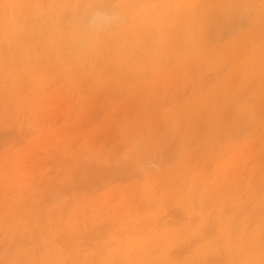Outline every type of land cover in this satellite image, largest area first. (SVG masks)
Instances as JSON below:
<instances>
[{
    "label": "rangeland",
    "instance_id": "1",
    "mask_svg": "<svg viewBox=\"0 0 264 264\" xmlns=\"http://www.w3.org/2000/svg\"><path fill=\"white\" fill-rule=\"evenodd\" d=\"M30 1L9 49L0 0V264H264V0Z\"/></svg>",
    "mask_w": 264,
    "mask_h": 264
},
{
    "label": "bare ground",
    "instance_id": "2",
    "mask_svg": "<svg viewBox=\"0 0 264 264\" xmlns=\"http://www.w3.org/2000/svg\"><path fill=\"white\" fill-rule=\"evenodd\" d=\"M54 1H56V0H54ZM105 1H107V4H108V2L110 1H108V0H105ZM105 1H101V3H103V2H105ZM153 1V0H152ZM177 1V0H176ZM208 1L209 0H179L178 1V6L179 7H181V9L182 8H186L187 10H186V12H189V13H193V14H195L196 12H198L197 11V9L198 8H202V9H205L206 7H208V5H211V3L210 4H208ZM255 1H257V0H255ZM116 2V1H115ZM164 2V1H163ZM6 3H7V5L9 4L10 6H9V9H11V18H10V20L9 21H7V22H5L4 24H3V26L7 23V27H5L6 29H5V37H4V39H5V41H6V46H7V48H14V46H16V44L18 45V44H22L21 42V40L20 39H22V36H21V32H22V30H26L27 28H25V27H27V24H29L28 23V21L26 20L28 17H29V14H31V12H34V11H36V9H35V7H37L36 5H34V4H32V1H30V0H6ZM50 3V2H49ZM53 3V2H52ZM69 3V2H68ZM68 3H65V7L64 6H62V5H60V6H58V5H55V4H51L53 7H55V9H53L52 11H53V13H55V12H62V16H64L65 15V12H66V8H67V5H68ZM112 3V0H111V2H110V4ZM139 3V2H138ZM30 4V5H29ZM67 4V5H66ZM100 4V3H99ZM109 4V5H110ZM208 4V5H207ZM43 5V4H42ZM45 5V4H44ZM43 5V6H44ZM96 5V4H95ZM98 5V4H97ZM105 5V4H104ZM104 5H101V6H104ZM158 5V4H157ZM166 5V4H165ZM42 6V7H43ZM137 6V5H136ZM159 6V5H158ZM41 7V8H42ZM50 7V6H49ZM79 7H81V6H79ZM110 7H112V5L110 6ZM34 8V10H32ZM41 8H37V9H41ZM44 8V7H43ZM52 8V7H51ZM107 8V7H106ZM173 8V7H172ZM112 9V11H113V9L114 8H111ZM180 9V10H181ZM7 10V9H6ZM32 10V11H31ZM79 10V9H78ZM65 11V12H64ZM171 11H172V9H171ZM206 11H208V10H206ZM238 12V11H237ZM167 13V12H166ZM6 14V13H5ZM64 14V15H63ZM236 14V13H235ZM66 15H67V13H66ZM69 15V14H68ZM243 15V14H242ZM241 15V16H242ZM62 16H60L59 14H58V17H62ZM57 17V18H58ZM65 17V16H64ZM63 17V18H64ZM114 17H116L114 14H112V13H110V12H108V9L107 10H105V9H103V8H99L98 6H94V7H92L91 9H89L88 11H87V13H86V15H85V17H84V23L86 24V26H91V27H95V28H97L98 29V27L101 25V26H105V25H107L109 22H110V20L113 18L114 19ZM244 17V16H243ZM240 19V18H239ZM245 19H247L246 17H245ZM29 20V19H28ZM31 20V19H30ZM238 20V19H237ZM251 20V19H250ZM32 21V20H31ZM60 21H63V19L62 20H60V18H58L57 20H56V18H55V22H54V25L52 26L53 28H54V31H52L51 33H50V37H51V35L52 34H55V36H57L56 37V40L53 38V41L55 40V42H52L51 40H50V42H52V44H53V46L55 47H53L54 49H53V52H56L58 55L60 54H62L63 56H65V54H67V56H71V57H73V54L75 55L77 52H80V51H85L84 53H82L81 54V52L79 53V55H84V54H86L88 51V49H87V44H86V46H85V44H81L82 45V47H81V45H80V43H78V44H75L74 46H73V44L74 43H72L71 44V42H68L67 40V38H65L64 39V37L63 36H65L66 35V33L64 32L65 30H62L63 28H62V26H60L61 24H60ZM247 21V20H246ZM244 23H245V21H243ZM25 23H27V24H25ZM62 23V22H61ZM249 23V22H248ZM243 24V23H242ZM247 24V23H246ZM26 25V26H25ZM234 25V24H233ZM245 25V24H244ZM243 25V26H244ZM249 25V24H248ZM220 26V25H219ZM235 26V25H234ZM75 27H77V26H75ZM206 27V26H205ZM224 27V26H223ZM249 27V26H248ZM65 28V27H64ZM81 28V27H80ZM79 28V29H80ZM213 28V27H212ZM219 28H221V26L219 27ZM237 28V27H236ZM66 29V28H65ZM217 28H215V29H213V30H216ZM226 29V28H225ZM224 29V30H225ZM241 29H243V28H241ZM202 30V29H201ZM227 30V29H226ZM236 30V29H235ZM49 31V30H48ZM50 31H51V29H50ZM63 33H65L64 35L61 33V32ZM208 31V30H207ZM239 31V30H238ZM19 33V37H17L16 36V33ZM226 32V31H225ZM225 32H224V34H225ZM46 33V32H45ZM48 33V32H47ZM202 33V32H201ZM200 33V34H201ZM207 33H209V32H207ZM206 33V34H207ZM212 33V32H211ZM214 33H216V31L214 32ZM220 33H222V31L220 32ZM206 34H204V35H206ZM230 34V33H229ZM48 35V34H47ZM63 35V36H62ZM91 35V34H90ZM208 35V34H207ZM223 35V34H222ZM221 35V36H222ZM228 35V34H227ZM217 36V35H216ZM219 36H220V34H219ZM220 36V37H221ZM229 36V35H228ZM228 36H226V37H228ZM0 37H1V34H0ZM65 37H67V36H65ZM206 37H208V36H206ZM225 37V38H226ZM84 38V37H83ZM199 38V37H198ZM2 39V38H1ZM99 39V38H98ZM200 39H201V37H200ZM66 40V41H65ZM70 41V40H69ZM90 41V40H89ZM201 41H203V38H202V40ZM1 42V41H0ZM92 42V43H91ZM194 42V41H193ZM208 42H209V40H208ZM94 43V45L96 46L97 45V43L95 44V41H90V45H89V52H90V49H94L95 48V46L93 45V47L91 48L90 46L92 45ZM195 43V42H194ZM119 44V43H118ZM3 43H2V48H4L3 47ZM99 45V44H98ZM211 45V44H210ZM217 45V44H216ZM78 47V48H75V51L77 50V49H80L79 51L77 50L76 52H74V47ZM206 46V45H205ZM218 46V45H217ZM226 46V45H225ZM224 46V47H225ZM17 47V46H16ZM83 47H84V49H83ZM85 47H86V50H85ZM100 47H101V45H99V49H100ZM203 47V46H202ZM29 49H30V47H28ZM97 48V47H96ZM123 48V47H122ZM134 48V47H133ZM201 48V47H200ZM199 48V49H200ZM222 48V47H221ZM29 49H27V48H25V47H23L22 46V48H20V49H18V51H19V53H24L23 55H25V56H28L29 58L32 56H30V50ZM51 49V48H50ZM73 49V50H72ZM124 49V48H123ZM122 49V50H123ZM132 49V48H131ZM129 50V51H132V50ZM135 49V48H134ZM198 49V50H199ZM202 49V48H201ZM1 50H3V49H1ZM71 50V51H70ZM97 50V49H96ZM96 50H95V52H96ZM68 51H70L71 52V54H70V52H68ZM72 51H73V54H72ZM4 52V51H3ZM2 52V53H3ZM69 54H68V53ZM123 52H125L124 50H123ZM5 53V52H4ZM33 53V52H32ZM91 53H93L92 51H91ZM134 52H132L131 54H127V56H129V58L130 59H133L134 57H135V55H136V53H134ZM138 53V52H137ZM95 54V53H94ZM100 54V53H99ZM146 54V53H145ZM234 54V53H233ZM76 55H78V54H76ZM75 55V56H76ZM91 55V54H90ZM132 55H133V58H132ZM262 55V54H261ZM96 56V55H95ZM144 56V55H143ZM150 56V55H149ZM157 56V55H156ZM156 56L154 55V57L156 58ZM28 57H25V59L27 60V58ZM70 57V58H71ZM77 57V56H76ZM93 57V56H92ZM99 57V56H98ZM140 57V56H139ZM151 57V56H150ZM149 57V58H150ZM153 57V58H154ZM257 58H258V56H256ZM34 58V57H33ZM33 58H32V60H33ZM128 58V57H127ZM136 58V57H135ZM138 58V57H137ZM142 58V57H141ZM147 58V57H146ZM148 58V59H149ZM22 59V58H21ZM31 59V58H30ZM29 59V60H30ZM35 59V58H34ZM73 59V58H72ZM139 59V61H140V58H138ZM144 59V58H143ZM25 60V61H26ZM29 60H27V62H29ZM45 60V59H44ZM172 60V59H171ZM145 61V60H144ZM150 61V60H149ZM146 62V61H145ZM158 63H160V61L158 62ZM169 63H170V61H169ZM256 63H257V61H256ZM168 64V63H167ZM35 70V69H34ZM171 71V70H170ZM30 74V73H29ZM211 74V73H210ZM213 75H215L214 73H212ZM144 75V74H143ZM142 75V76H143ZM34 76V75H33ZM209 77V76H208ZM211 77V76H210ZM145 78V77H144ZM116 80V79H115ZM210 80H211V78H210ZM255 80V79H254ZM211 83V82H210ZM189 86V85H188ZM204 87V86H203ZM205 88V87H204ZM203 89V88H202ZM171 90V89H170ZM187 91V90H186ZM185 94V93H184ZM218 95V94H217ZM240 100V99H239ZM179 103V102H178ZM195 104V103H194ZM194 104H192V105H194ZM49 110H51V109H49ZM46 115V114H45ZM156 116H157V114H156ZM202 116V115H201ZM153 117H154V115H153ZM19 119V118H18ZM59 120V119H58ZM111 120V119H110ZM224 120V119H223ZM26 121V120H25ZM152 122V121H151ZM50 124V123H49ZM26 125V124H25ZM23 126V125H22ZM36 126V125H35ZM88 126V125H87ZM206 126V125H205ZM86 128V127H85ZM84 129V128H83ZM100 129V128H99ZM27 132H29V131H27ZM262 135H264V134H262ZM117 137V136H116ZM5 138V137H4ZM7 138V137H6ZM3 140V139H2ZM8 141V140H7ZM10 141V140H9ZM2 143V142H1ZM9 143V142H8ZM7 143V144H8ZM15 143V142H14ZM173 143H174V141H173ZM49 144V143H48ZM51 144V143H50ZM53 144V143H52ZM61 144V143H60ZM59 144V145H60ZM46 145V144H45ZM17 146V145H16ZM20 146V145H19ZM29 146H31V145H29ZM95 146V145H94ZM32 147V146H31ZM47 148V147H46ZM45 148V149H46ZM171 148V147H170ZM170 148L167 150V152L170 150ZM25 149V148H24ZM44 149V150H45ZM48 150V149H47ZM46 150V151H47ZM173 150H175V149H173ZM60 151V150H59ZM58 152V151H57ZM24 153V152H23ZM50 153V152H49ZM59 153V152H58ZM163 153H165V152H163ZM173 153V152H172ZM46 155H47V153H46ZM60 155V154H59ZM170 155V154H169ZM173 155V154H172ZM4 156V155H3ZM31 156V155H30ZM113 156V155H112ZM178 156V155H177ZM57 157H59V156H57ZM61 158H63V157H60V159ZM67 158V157H66ZM157 158V157H156ZM69 159V158H68ZM128 159V158H127ZM133 159V158H132ZM172 159H173V157H172ZM26 160V159H25ZM58 160V159H57ZM63 160V159H62ZM72 160V159H71ZM151 160V159H150ZM155 160V159H154ZM159 160V159H158ZM157 160V161H158ZM162 160H164V159H162ZM165 160H166V158H165ZM82 161V160H81ZM80 161V162H81ZM142 161V160H141ZM146 161V160H145ZM170 161V160H169ZM173 161V160H172ZM123 162V161H122ZM140 162V161H139ZM154 162V161H153ZM153 162L151 163V165L153 164ZM23 163H24V161H23ZM117 163V162H116ZM128 163H130V162H128ZM187 163V162H186ZM67 164V163H66ZM82 164V163H81ZM84 164V163H83ZM121 164V163H120ZM49 165V164H48ZM71 165V164H70ZM72 165H74V164H72ZM86 165V164H85ZM113 165V164H112ZM128 165V164H127ZM131 165V164H130ZM196 165H198V163L196 164ZM40 166V165H39ZM92 166V165H91ZM132 166V165H131ZM3 167V166H2ZM6 167V166H5ZM103 167V166H102ZM130 167V166H129ZM128 167V168H129ZM150 167V166H149ZM27 168V167H26ZM25 168V169H26ZM83 168V167H82ZM81 168V169H82ZM107 167H105V169H106ZM121 168H122V165H121ZM152 168V167H151ZM86 169V168H85ZM98 169V168H97ZM133 168H131V170H132ZM135 169V168H134ZM133 169V170H134ZM153 169V168H152ZM156 169V168H155ZM23 170V169H22ZM21 170V171H22ZM84 170V169H83ZM102 170V169H101ZM130 170V171H131ZM132 170V171H133ZM112 171V170H111ZM135 171V170H134ZM81 172H82V170H81ZM104 172H106V171H104ZM127 172V171H126ZM78 173V172H77ZM130 173V172H129ZM30 174V173H29ZM132 174V173H131ZM130 174V175H131ZM136 174V173H135ZM141 174V173H140ZM102 175V174H101ZM129 175V174H128ZM123 176V175H122ZM133 176V175H132ZM128 177V176H127ZM138 177H139V174H138ZM137 177V178H138ZM80 178V177H79ZM126 178V177H125ZM131 178V177H130ZM150 178H152V177H150ZM140 179H141V176H140ZM111 180V179H110ZM131 180V179H130ZM142 180V179H141ZM112 181V180H111ZM110 181V182H111ZM129 181V180H128ZM127 181V182H128ZM106 182V181H105ZM108 182V181H107ZM123 182V181H122ZM92 183V182H91ZM96 183V182H95ZM78 185H79V183H77ZM85 184V183H84ZM93 184V183H92ZM108 184V183H107ZM113 184V183H112ZM148 184H149V182H148ZM85 186V185H84ZM101 186H103V185H101ZM105 186V185H104ZM66 187V186H65ZM99 187V186H98ZM106 187V186H105ZM200 187V186H199ZM76 188V187H75ZM140 188V187H139ZM77 189V188H76ZM87 189V188H86ZM90 189V188H89ZM101 190H102V188H100ZM200 189V188H199ZM262 189H264V188H262ZM61 190V189H60ZM79 190V189H78ZM77 190V191H78ZM99 190V189H98ZM13 191V190H12ZM80 191V190H79ZM61 192H62V190H61ZM99 192V191H98ZM114 192V191H113ZM63 193V192H62ZM68 193V192H67ZM197 193V192H196ZM168 195V194H167ZM157 196V195H156ZM145 199V198H144ZM173 200V199H172ZM158 201V200H157ZM75 203V202H74ZM146 203V202H145ZM156 203V202H155ZM67 204V203H66ZM76 204V203H75ZM73 206V205H72ZM146 206V205H145ZM173 206V205H172ZM128 207V206H127ZM144 207V206H143ZM73 208V207H72ZM101 208V207H100ZM123 208V207H122ZM144 208H146V207H144ZM153 208V207H152ZM150 209V208H149ZM149 209H148V211H149ZM168 209V208H167ZM167 209H165V210H167ZM178 209V208H177ZM177 209H176V211H177ZM68 211H69V209H68ZM170 211V210H169ZM172 211H173V209H172ZM172 211H170V212H172ZM122 212V211H121ZM169 212V213H170ZM179 212V211H178ZM177 212V213H178ZM224 212V211H223ZM108 213V212H107ZM180 213V212H179ZM225 213H228L229 214V212H226L225 211ZM67 214V213H66ZM133 214V213H132ZM173 214H176L175 213V211H174V213ZM86 215V214H85ZM119 215V214H118ZM121 215V214H120ZM134 215V214H133ZM137 215V214H136ZM171 215H172V213H171ZM176 215H178V214H176ZM180 216L182 215V212L179 214ZM178 215V216H179ZM215 215V214H214ZM179 216V217H180ZM192 217H194V219H195V216L194 215H191ZM171 217H174V215L173 216H171ZM182 217L184 218V215H182ZM192 217H190V218H192ZM211 217H212V215H211ZM62 218V217H61ZM118 218V217H117ZM178 218V217H177ZM214 218V217H213ZM212 218V219H213ZM175 218H173V220H174ZM179 219V218H178ZM178 219H175L176 221H181V220H178ZM185 219H187V218H185ZM197 219H199V218H197ZM197 219H195V220H197ZM211 219V220H212ZM98 220V219H97ZM108 220V219H107ZM110 220V219H109ZM117 220V219H116ZM183 220V219H182ZM192 221H193V219H191ZM190 220V221H191ZM255 220V219H254ZM105 221V220H104ZM118 221V220H117ZM185 221V220H184ZM197 221H200V219L199 220H197ZM214 222H215V220H213ZM212 221V222H213ZM237 221H240L241 222V219L239 220H237ZM114 222V221H113ZM119 223H120V221H118ZM182 222V221H181ZM186 222V221H185ZM111 223H112V221H111ZM151 224V223H150ZM161 224V223H160ZM176 224H178V223H176L175 222V224L173 223V225H176ZM213 224V223H212ZM239 224V223H238ZM153 225V224H152ZM158 225V224H157ZM162 225V224H161ZM160 225V226H161ZM3 226V225H2ZM105 226V225H104ZM115 226V225H114ZM150 226V225H149ZM236 226H238V225H236ZM235 226V227H236ZM250 226V225H249ZM80 227V226H79ZM159 227V226H158ZM157 227V228H158ZM214 227H215V225H214ZM93 228V227H92ZM107 228V227H106ZM115 228V227H114ZM113 228V229H114ZM155 228V227H154ZM53 229V228H52ZM95 229V228H94ZM127 229V228H126ZM126 229H123V230H126ZM129 229V228H128ZM153 229V228H152ZM205 229H207V228H205ZM212 229H213V227H212ZM120 230V229H119ZM131 230V229H130ZM145 230V229H144ZM204 230V229H203ZM209 230V229H208ZM235 231H234V233H236V231H237V229H234ZM54 231V230H53ZM100 231V230H99ZM129 231V230H128ZM146 231V230H145ZM207 231V230H206ZM213 231V230H212ZM55 232H56V230H55ZM104 232V231H103ZM115 232V231H114ZM118 231H116V233H117ZM124 232V231H123ZM135 234H134V233ZM209 232H211V231H209ZM130 233V232H129ZM131 233H133V236H136V235H138V233L139 232H135V231H132L131 230ZM137 233V234H136ZM215 233H217L216 231H215ZM239 233V232H238ZM82 234V233H81ZM105 234V233H104ZM122 234V233H121ZM128 234V233H127ZM141 234H142V232H141ZM181 234V233H180ZM197 234V233H196ZM114 235H115V233H114ZM205 235V234H204ZM212 235V234H211ZM210 234H209V236H211ZM215 235V234H214ZM214 235H212V236H214ZM237 235V234H236ZM235 234H234V236H236ZM99 236H100V234H99ZM116 236V235H115ZM123 236V235H122ZM129 236V235H128ZM141 236V235H140ZM208 235H207V237H209ZM73 237V236H72ZM72 237L70 238V239H72ZM106 237V236H105ZM109 237V236H108ZM196 237V236H195ZM206 236H205V238H207ZM237 237V236H236ZM235 237V238H236ZM64 238V237H63ZM63 238H62V240L61 241H63ZM97 238V237H96ZM141 238L142 239H144L145 241H148V240H146V238H143V236H141ZM197 238V237H196ZM196 238H191V239H195L196 240ZM61 239V238H60ZM65 239V238H64ZM103 239H104V237H103ZM208 239V238H207ZM21 240V239H20ZM195 240H194V242H195ZM197 240H198V238H197ZM217 242L216 243H218V244H220V245H222V240L221 241H219V239L217 238ZM17 241V240H16ZM24 241V240H23ZM65 242H66V239L64 240ZM116 241V240H115ZM199 241H200V238H199ZM201 241H202V239H201ZM200 241V242H201ZM29 242V241H28ZM58 242H60V241H58ZM26 243H27V240H26ZM68 243H69V241H68ZM70 243H71V241H70ZM116 243V242H115ZM152 243H153V241H152ZM199 243V242H198ZM5 244V243H4ZM67 244V243H66ZM190 244H191V242H190ZM197 244V243H196ZM59 245V244H58ZM70 244H68V247L70 248V246H69ZM88 245V244H87ZM62 246V245H61ZM60 246V247H61ZM67 246V245H66ZM65 246V248L67 249V247ZM89 246V245H88ZM148 246V245H147ZM192 246V245H191ZM149 247V246H148ZM64 248V247H63ZM157 248V247H156ZM188 248V247H187ZM186 248V249H187ZM158 249H159V247H158ZM177 249V248H176ZM179 249V248H178ZM189 249L190 248H188V250H187V252L186 253H189L190 251H189ZM71 250V249H70ZM148 250V249H147ZM191 250V249H190ZM66 251H68V249L66 250ZM153 251V250H152ZM172 251H173V249H172ZM171 250L169 251L170 253L172 252ZM186 251V250H185ZM225 250H223V252H224ZM212 252H213V250H212ZM154 253H156V250H155V252ZM214 253V252H213ZM225 254H226V252H224ZM223 253V255L226 257L227 255H225ZM153 254V253H152ZM169 254V253H168ZM173 254V253H172ZM183 254V253H182ZM182 254H180V256L182 255ZM227 254H228V252H227ZM167 255V254H166ZM175 255H177V254H173V256L175 257ZM184 255H187V254H185L184 253ZM183 255V256H184ZM228 255H230V254H228ZM234 255V254H233ZM236 255V254H235ZM180 256L178 257V258H180ZM238 258V257H241V255L240 256H238V254H237V256H235V258ZM213 258V257H212ZM219 258V257H218ZM234 258V259H235ZM236 258V259H237ZM99 259V258H98ZM202 259V258H201ZM235 259V260H236ZM238 259H240V258H238ZM0 260H2V259H0ZM5 260V259H4ZM7 260V259H6ZM176 260V259H175ZM234 260V261H235ZM183 261V260H182ZM188 261V260H187ZM187 261H185V262H187ZM193 261V260H192ZM211 260H208V261H206L207 263H203V264H209L208 262H210ZM225 261V260H224ZM226 261H227V259H226ZM226 261L224 262V264H226ZM233 261V262H234ZM4 262V261H3ZM145 262V261H144ZM143 262V263H144ZM188 262H190L191 264H192V262L191 261H188ZM187 262V263H188ZM205 262V261H204ZM6 263V262H5ZM142 263V264H143ZM161 263V262H160ZM195 263H196V261H195ZM198 263V262H197ZM221 263H223V261H221Z\"/></svg>",
    "mask_w": 264,
    "mask_h": 264
}]
</instances>
